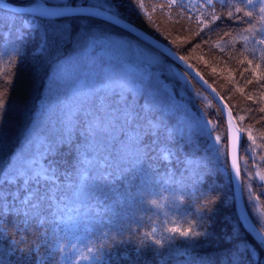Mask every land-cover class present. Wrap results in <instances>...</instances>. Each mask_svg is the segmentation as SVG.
Wrapping results in <instances>:
<instances>
[{"label":"snow or ice","instance_id":"1","mask_svg":"<svg viewBox=\"0 0 264 264\" xmlns=\"http://www.w3.org/2000/svg\"><path fill=\"white\" fill-rule=\"evenodd\" d=\"M86 2L87 7H77L70 0H62L61 3L54 5H50L48 0H33L29 6H19L12 0H0V25H2L0 60L7 56L9 57L7 63L12 64L13 61L18 63L23 59L20 56V47L23 45L20 42L26 40L25 33L31 34L38 27L34 23L36 20H46L50 24H56L54 34L57 39L66 40L69 44L74 43L83 53L89 50L95 52L98 45L112 46L115 40L120 42L122 50L133 52L138 59L153 68L157 65L163 68V63H170L177 69L186 65L181 75L187 83V77L190 75L188 70L192 65L188 63L185 55H177L171 45L162 48L161 41L151 38L144 32H138L131 23H123L119 11L110 0H96V2L86 0ZM131 2L138 13L145 8L144 0H131ZM179 2L180 0H168L167 5L159 6L172 7L179 5ZM204 2L206 7L214 11L215 0H204ZM239 3L241 6L233 5V7L235 13H242V16L234 15L229 10L227 18L248 23L249 28L244 31L250 33L254 31L255 24L251 19L244 18H253L264 24V0H239ZM223 18L211 15L213 22ZM69 20L73 23L64 26V22ZM18 21L19 29L16 27ZM77 21L79 23H75ZM206 22V20L200 21L201 24ZM120 25H123L121 35H127L131 37L130 39H114L104 31L98 30ZM149 27L153 28V31L157 30L153 25ZM124 30L127 32L125 33ZM209 33L221 39L229 35L227 30L222 34L217 32L214 26L209 27L203 36L200 32H196L195 35L200 37V43L207 44L211 39ZM259 35L262 38L254 41L251 48L253 58L247 59L249 67L243 69L244 72L250 71L252 79L246 78L244 83L264 89V68L261 63L254 64L257 51L261 53L258 59L264 61V27L261 28ZM244 39L247 40L248 37L245 36ZM133 40L136 41L135 44ZM175 43L176 41L173 40L172 44ZM188 43V40L182 41V44ZM141 44L144 45V49L140 47ZM256 44L261 48L257 49ZM46 45L47 34L42 37L39 49L45 50ZM195 46L200 47V44ZM184 51L187 52L188 49ZM169 52L172 54L169 55ZM157 56L161 57L163 62L158 60ZM4 75L11 78L0 80V89H2L0 90V125L4 123L10 112L23 111V107L13 104L11 98L14 76L11 73ZM165 76L164 71L158 74L155 90H152L150 81L145 84L144 79H136V77L121 79L105 75L94 81L79 80L72 88L73 103L64 105L54 122L38 119L26 130L24 145L20 148L19 154L14 160L3 161V166L0 167V239L7 234L6 216L11 214L22 217L24 224L17 228L19 239L9 237L13 246L12 252L19 253L21 260L36 259V264H44L43 258H38L40 247L43 246L47 250L51 264H100L103 257L99 254L100 249L92 243L96 233L94 222L88 216L92 208L85 209L83 205L85 200L94 201L97 205L102 204L105 200V191L117 194L118 199H131L140 203L149 202L148 197L160 195L161 191L167 192L168 196L165 199H170L173 205L190 210L192 219L196 220L197 225L200 220L196 217L200 216V219H203L202 213L208 210L209 205L218 202L213 199L214 189L206 187L207 176L211 175L210 173L202 177L198 171H191L190 164L184 161V171L178 176L171 164L174 160L180 159L178 154L193 147L194 129L198 134L206 133L207 137L212 139L216 130L212 125L214 123L217 126L223 125L211 113H201L193 117L185 110L183 113L185 118L180 122L179 127H174L170 114L178 113L180 106L172 103V93L168 92L165 84H161L160 78ZM72 79V75L60 65L57 69V77L54 78L57 87ZM176 82L179 84L180 80L177 78ZM137 83L140 85L139 89ZM204 83L206 84L207 81ZM237 90L242 93L244 91L243 88ZM261 98H264V91L261 92ZM161 99L168 102L167 112L155 108L157 101ZM223 99L220 97L221 101ZM246 99L252 100L253 97L248 95ZM224 108H228V105L225 104ZM51 109L49 103L41 105V116ZM217 111L222 109L218 108ZM248 111L251 112L252 109L249 108ZM258 111L264 114V107H260ZM165 116L168 120L167 124ZM238 118L244 120L243 116ZM232 119V110L228 108L229 125ZM260 119L264 120V115ZM251 128L252 125L232 127L231 167L237 177L241 174V168L235 154L236 143L241 141L243 144L246 140H251L255 145L256 137L252 136ZM245 133L246 136L242 135ZM2 135L0 133V136ZM220 139L219 135L215 136L213 145L215 146ZM260 139L264 140V133L260 134ZM224 141L226 145L227 136L224 137ZM3 143L4 141L0 139V145ZM109 144L113 146L111 151L107 147ZM2 151L3 148L0 147V152ZM221 156H223V165L227 168V152L217 147V160ZM260 178L264 180V176ZM117 183H121L123 191L117 189ZM150 204L159 206L156 199H151ZM187 215L188 211L185 212V216ZM95 216L98 217L96 223L103 226L100 228L98 239L111 238L115 246L133 243L131 235L128 239L123 238L121 235L123 228L105 230L111 220L110 217L106 221L100 218L98 212ZM244 219L240 216L238 222H243ZM31 221H35L38 228H45L46 221L54 225L42 233L40 239L43 240V245L28 244L27 225ZM186 222L190 223L187 220ZM163 223L161 221V226ZM258 223L260 225L258 229L254 227L251 229L256 233L254 246L240 241L228 249V254L220 258L219 262L215 258L207 257L201 258L199 264H264V257L258 254L264 252V221ZM21 228L23 235H20ZM165 231L177 235L163 236L150 243L146 237L156 232V228L153 227L151 233L145 234V239L139 241L136 251L148 248L154 254L158 251L163 257L164 251L167 250L164 242L171 246L180 242L177 237L183 238L187 243L190 238L195 240L206 235L194 231L191 226L187 229L172 227ZM237 231L238 225H233V234L223 237L225 242L230 243L237 239ZM19 245L27 246L19 247ZM191 264H196V261L193 259Z\"/></svg>","mask_w":264,"mask_h":264},{"label":"trees","instance_id":"2","mask_svg":"<svg viewBox=\"0 0 264 264\" xmlns=\"http://www.w3.org/2000/svg\"><path fill=\"white\" fill-rule=\"evenodd\" d=\"M74 1L76 2L75 5H88L86 0ZM15 2L18 5H24L26 1L17 0ZM93 2H96V0H93ZM110 3L117 8L120 17L145 30L162 43L171 45V48L178 54L185 55L187 61L203 75L220 97L224 98L223 100L232 110L238 127L252 125L251 133L252 136L256 137V144L254 146L249 140H246L243 144L241 143V182L247 210L259 228L258 220L252 215L253 206L251 205L249 193L252 194L256 207L264 215V180L260 179L261 176H264V159H262L264 157V140L260 139V134L264 133V120L260 118L264 114L258 111L260 107H264V98H261V92L264 89L254 85H245V79H252V77L250 71L244 72L243 69L249 67L247 59L253 58L251 48L254 41L262 38L259 33L264 24L253 18H244L245 20L251 19L252 23L255 24L254 31L250 33L244 31L249 28L248 23H240L239 20L227 18L229 10L234 15L242 16V13L236 14L235 7H233V5L236 7L241 6L239 0H215L214 11L212 8L205 6L204 0H180L179 5H173L172 7L159 6L167 5L168 0H144L145 8L141 9L139 13L135 10L131 0H110ZM140 13H143V15ZM211 15L224 18L213 22L211 21ZM201 20L207 22L201 24ZM40 21L44 24L43 28L38 27L31 34L25 33L26 40L20 42L23 45L20 47V56L23 59L19 60L18 63L13 61L12 64L7 63L9 59L7 56L0 60V80L11 78V76L6 77L5 73H11L14 76V84L10 93L11 98L13 104L23 107V111L10 112L4 123L0 125V133L3 134L0 139L4 141L0 145L3 148V151L0 152V167L3 166V161L14 160L16 155L19 154L20 148L24 145L26 130L31 128L36 120L40 119L45 122L51 120L54 122L60 115L63 106L73 103L72 88L75 80L82 75L85 69L84 63L87 59H77L76 56L80 53V49L74 43L69 44L66 40L57 39L54 34L55 23L50 24L46 20ZM71 23L73 21H66L64 26ZM149 25H153L157 30L153 31V28H150ZM213 26L221 34L227 30L229 35L221 39L209 33L208 35L211 36L209 42L207 44L200 43V37L196 36L195 33L200 32L203 36L207 33L208 28ZM16 27L17 29L20 28L19 21ZM98 30L104 31L108 35L127 36L121 35V30L115 26ZM41 33L44 36L47 34V45L45 50H39L38 52ZM245 36L248 37L247 40L244 39ZM173 40L176 41L175 44H172ZM185 40H188L189 43L182 44V41ZM196 44H200V47H196ZM256 48L260 49L261 46L256 44ZM184 49H188V51L185 52ZM260 55V51L255 53L257 59L254 60V64L261 63L262 68H264V61L258 59ZM89 61L87 67L94 69L100 75L99 71H102L103 64H100L98 59L94 58ZM56 65L58 68L63 65L73 77L71 81L63 83L59 88L54 83L58 69H56ZM54 69H56L55 75L50 77ZM213 69H215V72H213ZM242 72L243 75H241ZM115 74L114 78L123 79L120 71H116ZM149 81L152 83V90H155L156 84L151 80L145 81V84ZM176 81L173 83L172 90L168 91L172 93V103L180 106L178 113L173 112L170 114L173 126L179 127L180 122L185 118L183 115L185 110L188 113L193 112L196 114L211 113L223 125L217 126L214 123L212 127L216 128L215 134H221L220 147H222V151L226 150L224 141L226 126L222 112L217 111L219 106L190 76L188 81L191 88L181 82L177 84ZM47 83L49 91L46 92ZM238 88H243V93L238 91ZM178 89L181 90V95L174 93V91L178 93ZM248 95H251L253 99H246ZM49 97H51V100H49ZM181 99L184 100L183 103H181ZM46 103L51 104L52 109L41 116L40 106ZM155 108L167 112L168 102L161 99L157 101ZM249 108L252 109L251 112L248 111ZM30 109L35 110L29 111ZM240 116L244 117L243 121L238 118ZM165 123H168L166 116ZM243 135L246 136V133ZM192 145L193 147L178 154L180 159L174 160L171 167L179 176L184 171V160L192 157L194 162L190 165V170L198 171L202 177L206 173L211 174L207 176L206 187L214 189L215 197L213 199L218 200V202L209 205L208 210L202 213L203 219H200V216L196 217L197 220H200L199 225H197L196 220L192 219L191 211L185 207L173 205L170 199H165L168 193L163 191L160 195L148 197L149 202L145 203L134 202L131 199H118L117 194H111L107 191L104 192L105 200L100 205H97L94 201L85 200L83 207L93 208L97 206L100 218L106 221L109 217L111 218L107 228H105L106 231L123 228L121 233L123 238L128 239L131 235L133 239V243L120 246H115L111 238L98 239L100 228L103 226L96 223L98 217H91L90 220L94 222L96 233L92 243L100 249L99 254L107 258L103 264H191L193 259L196 264H199L201 258L207 257L215 258L219 262L220 258L228 254V249H231L240 241L254 246V239L244 229L241 222H238L235 203L232 198V186L228 181L229 175H225L220 169V166H224L223 156L217 160L216 147L210 142L207 134H198L195 129L192 133ZM107 147L111 151L113 146L109 144ZM253 147L256 149L255 151L251 149ZM226 169L228 170V167ZM116 187L123 191L121 183H117ZM151 199H156L159 206L151 205ZM186 211H188L187 216H185ZM161 221L164 222L163 226H161ZM6 224L7 234L3 239H0V264H36V259L21 260L19 253H14L11 250L13 247L11 239H19L17 228L24 224V219L9 214L6 216ZM49 224L50 222L46 221L45 228H38L35 221L29 222L27 225L28 235L26 236L28 244L43 245V240L40 237L43 230L49 229ZM233 225H238L237 239L232 240L230 243L225 242L223 237L233 234ZM190 226L194 231L206 233V235L195 240L190 238L187 243L183 238L177 237L180 242L171 246L164 242L167 250L164 251L163 257L159 255L158 251L154 254L148 248L139 252L136 251L139 241L145 239V234L151 233L153 227L156 228V232L146 237L150 243L163 236L177 235L167 232L165 229L172 227L187 229ZM20 235H23L22 228ZM113 235H115V231H113ZM26 246L19 245V247ZM180 252H186L189 256L180 254ZM258 254L264 257V252ZM38 258H43L44 264H51L47 257V250L43 246L40 247Z\"/></svg>","mask_w":264,"mask_h":264},{"label":"rangeland","instance_id":"3","mask_svg":"<svg viewBox=\"0 0 264 264\" xmlns=\"http://www.w3.org/2000/svg\"><path fill=\"white\" fill-rule=\"evenodd\" d=\"M15 1H17V0H12V2L15 5H18V3H16ZM18 1H21V2H25L26 1L24 3L25 6H29L33 2V0H18ZM48 2H49V4H58V3H61L62 0H48ZM70 2L76 3L74 0H70ZM34 23L38 27L43 28V25L44 24L42 23V21H40V20L37 21L36 20ZM116 28H118V27H116ZM111 36L114 39H130L127 36H124V37L119 36V35H111ZM42 37H44L43 33H41V41H40V44L42 43ZM133 43L135 44L136 41L133 40ZM40 44H39V46H40ZM140 47L142 49H144V45L143 44H141ZM39 50L40 49L38 48L37 51L39 52ZM153 55H155V54L153 53ZM76 56L78 57L77 59H87V61H85V63H84L85 69H84L82 75L79 76L75 80V83L77 81H79V80H85V79L93 80L94 81V80H97L98 78H100L102 76H105V75H111V76L114 77L116 75L115 72L116 71H120L121 74L123 75V78H126L127 77L129 79H133V78L136 77V79H144V81L151 80L154 84H156V79L158 77V74L161 71H164L166 73V76L165 77H161L160 78V82H161V84H165L167 86V90L168 91H171L172 90V88L174 86L173 83L177 80V78L180 80L181 83H184L188 87L191 88V84L188 81V77L189 76L187 77V83H185L184 77L181 75V73L184 70H182L181 68L177 69V68H175L170 63H163V68H161L159 65H157V66H155L153 68L148 63L142 61L141 59H138L133 52L122 50L121 47H120V42L119 41H115L114 40L112 42V46H108V45H98L97 46V50L95 52L89 50L87 53L80 52ZM92 58L98 59L99 63L100 64H103L102 71H99L96 68L99 71L100 75H98L97 72L94 71V69H91V68H88L87 67L89 65V62H90L89 60H92ZM156 58L158 60H161L162 61V58L161 57L157 56ZM127 63H130L131 65L134 66V70L133 71L128 72L126 70L125 65ZM57 68H58V66L56 65V69ZM56 69L53 70V73H51L50 77H53L55 75V70ZM75 83H74V85H75ZM139 87H140V85L137 83V88H139ZM48 89H49V87H48V83H47V90H46V92L49 91ZM177 91H178V93L176 91H174V93L176 95L177 94L181 95V90L178 89ZM207 94H208V96L211 99L214 100V98L209 93H207ZM183 101L184 100L181 99V103H183ZM190 115L193 116V117H196V116H198L200 114H196V113L191 112ZM217 135H219L221 137V134H215V132H213L212 139H210V142L212 144H213V140H214L215 136H217ZM249 141H251V140H249ZM220 146H221V139H220L219 142L216 143V145L214 147L217 148V147H220ZM220 149L222 150V147H220ZM251 149H253V151L256 150L254 147L251 148ZM226 152H227V148H226ZM184 161H187L190 165H192L193 162H194V160H193L192 157H189V158L185 159ZM220 169H221V171L225 175L228 174V170L224 166H220ZM248 191L251 192L250 190H248ZM249 195L251 196V205L253 206V211H252L253 217L256 218L258 221H264V215H263V213L260 212L259 208L256 207L257 205L253 201L252 194L249 193ZM242 196H243L244 203L246 204V202H245L246 200H245V197H244V193L243 192H242ZM232 198H233V195H232ZM84 208L87 209L86 207H84ZM98 210H99V208L97 206L93 207L92 208V211H90L88 213L89 219L91 217H94L95 216V213L98 212ZM53 226L54 225H51V223H50L49 226H48V228L50 229ZM43 232H45V231L43 230ZM184 254H186V256H189L186 252H184ZM101 256L103 257V259L100 262V264H103V262H105L107 260V258L104 255H101Z\"/></svg>","mask_w":264,"mask_h":264},{"label":"water","instance_id":"4","mask_svg":"<svg viewBox=\"0 0 264 264\" xmlns=\"http://www.w3.org/2000/svg\"><path fill=\"white\" fill-rule=\"evenodd\" d=\"M83 7H87V6H83ZM122 21H123V23H130V22L124 20V19H122ZM131 25L133 27H136L138 32H144L146 35H149L151 38H154L153 36H151L150 34L145 32L144 30H142V29L138 28L137 26H135L134 24L131 23ZM117 27L122 29L123 25H120V26H117ZM124 31L127 32V30H124ZM154 39H156V38H154ZM165 46H166V44L161 43V47L162 48H164ZM171 54L172 53L169 52V55H171ZM176 54L179 55L177 52H176ZM181 67L185 70L186 65L185 66H181ZM125 68L129 72L134 70V66L131 65L130 63H127L125 65ZM188 71L190 72V76L201 87H203L217 101V103L220 104V106H221L222 114H223L224 122H225V126H226L228 166H229V173H230V176H231V183H232V188H233V197H234V201H235L236 213H237L238 217L243 216L245 218L244 221L241 222V223L244 225V227L247 230V232L250 233L251 236L255 239L256 238V233L253 232L251 229L253 227L254 228H257V227L254 224V222L252 221V219L250 218V215L248 214V212L246 210V206L244 204V200H243V196H242V189H241V174H240V176L237 177L235 175V170L231 167V159H232V154H233V148H232L233 132H232V127L233 126L238 127V124H237V122L235 120V117L233 115V119L231 121V125H229V123H228V108H229V106H228V108H224V105L226 104L225 101L224 100L223 101L220 100V95L218 94V92L216 90H215V92H213L214 88L208 82L206 84L204 83V81H207V80L202 76V74L199 73L196 69H194L193 66ZM197 73H199L200 75L197 76L196 75ZM200 77H203V79H200ZM240 150H241V141H237L235 154H236V158H237V162H238L239 166H240Z\"/></svg>","mask_w":264,"mask_h":264},{"label":"bare ground","instance_id":"5","mask_svg":"<svg viewBox=\"0 0 264 264\" xmlns=\"http://www.w3.org/2000/svg\"><path fill=\"white\" fill-rule=\"evenodd\" d=\"M246 230V229H245ZM247 231V230H246ZM180 254H184V252L182 253V252H180ZM184 255H186V254H184Z\"/></svg>","mask_w":264,"mask_h":264}]
</instances>
